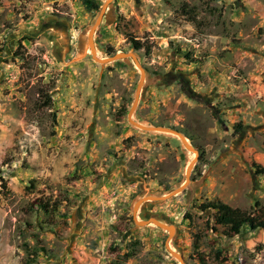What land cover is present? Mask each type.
Returning <instances> with one entry per match:
<instances>
[{
    "label": "rangeland",
    "instance_id": "obj_1",
    "mask_svg": "<svg viewBox=\"0 0 264 264\" xmlns=\"http://www.w3.org/2000/svg\"><path fill=\"white\" fill-rule=\"evenodd\" d=\"M95 1L0 0V264H264V230L199 209L264 207V0ZM105 5L96 57L134 53L145 70L133 120L199 154L182 193L135 214L195 155L129 123L138 68L88 47ZM149 218L173 236L135 224Z\"/></svg>",
    "mask_w": 264,
    "mask_h": 264
},
{
    "label": "water",
    "instance_id": "obj_2",
    "mask_svg": "<svg viewBox=\"0 0 264 264\" xmlns=\"http://www.w3.org/2000/svg\"><path fill=\"white\" fill-rule=\"evenodd\" d=\"M112 0H108L107 3H109ZM107 7L106 5L103 6L100 10L99 16L97 17L96 22L94 23V25L90 28L89 32H88V36H87V42H88V47H89V51L91 53L92 58L98 62L101 66H104L106 64H110L114 61L117 60H124V59H131L134 63V65L138 68L139 72H140V79L136 88V92H135V96H134V101L131 105V108L128 112V121L131 125H133L135 128L140 129L142 131H146V132H161V133H170V134H175L176 136L179 137V139L181 140L183 146L185 147V149L191 151L194 153L195 158L193 161H191V163L188 165L187 169H186V176H185V182L183 185H181L180 187L170 191L169 193H167L166 195L160 196V197H154V196H146V197H141L134 205L133 207V214H135V212L137 211V209L143 205L146 202H151V201H166L172 197L177 196L178 194L182 193L187 186L190 184V180H189V175H190V170L192 169V167L194 166V164L197 162L198 159V151L195 150L190 144L187 143L186 138L179 133L178 131H176L175 129H170V128H165V127H153V126H146L143 124H140L136 121L133 120L132 115L133 112L138 104L139 101V97H140V91L142 88V85L144 83L145 80V70L143 69V67L140 65V63L138 62V58L136 57V55H134V53H118L115 54L111 57L105 58V59H99L96 57V51H95V47H94V43H93V35L95 30L97 29V27L100 25L101 21L103 20L104 17V12L106 11ZM136 225H149V224H156L158 227L165 229V231L168 232V236H173L174 234V228L172 226L166 225L163 222L158 221L156 218H149L147 220H141V221H136L135 222ZM171 255H173L174 257H176L179 261L180 264H183L181 257L170 251Z\"/></svg>",
    "mask_w": 264,
    "mask_h": 264
},
{
    "label": "trees",
    "instance_id": "obj_3",
    "mask_svg": "<svg viewBox=\"0 0 264 264\" xmlns=\"http://www.w3.org/2000/svg\"><path fill=\"white\" fill-rule=\"evenodd\" d=\"M82 5L87 11H97L99 5L95 0H81ZM195 18V17H194ZM128 41L132 44L135 51L144 50L146 55L151 52V45H145L132 37H128ZM106 53L108 55H113L114 51L111 47H107ZM193 62V61H191ZM125 112V109L122 113ZM262 169H256V174H263ZM201 211L212 210L215 213V218L217 223L225 230L238 233L241 228H247L250 231L264 230V207L260 209V212L256 216L245 215L241 210L232 208L227 204L222 202H210L203 203L199 206ZM35 254V253H34ZM32 261V260H31ZM30 261V263H32ZM27 263V264H30ZM121 264V263H114Z\"/></svg>",
    "mask_w": 264,
    "mask_h": 264
},
{
    "label": "flooded vegetation",
    "instance_id": "obj_4",
    "mask_svg": "<svg viewBox=\"0 0 264 264\" xmlns=\"http://www.w3.org/2000/svg\"><path fill=\"white\" fill-rule=\"evenodd\" d=\"M112 1H114V0H112ZM112 1H111V2H112ZM104 17H105V16H104ZM104 17H103V18H104Z\"/></svg>",
    "mask_w": 264,
    "mask_h": 264
}]
</instances>
